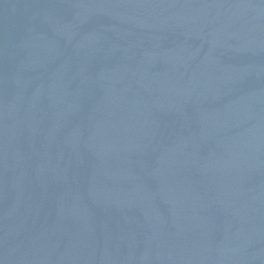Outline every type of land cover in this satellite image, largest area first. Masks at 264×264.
<instances>
[{"label": "water", "instance_id": "1", "mask_svg": "<svg viewBox=\"0 0 264 264\" xmlns=\"http://www.w3.org/2000/svg\"><path fill=\"white\" fill-rule=\"evenodd\" d=\"M0 264H264V0H0Z\"/></svg>", "mask_w": 264, "mask_h": 264}]
</instances>
